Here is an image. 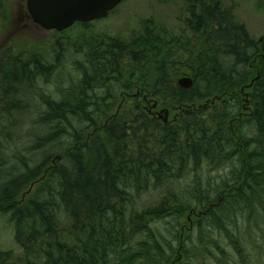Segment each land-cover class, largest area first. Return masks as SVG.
Returning a JSON list of instances; mask_svg holds the SVG:
<instances>
[{
  "label": "trees",
  "instance_id": "trees-1",
  "mask_svg": "<svg viewBox=\"0 0 264 264\" xmlns=\"http://www.w3.org/2000/svg\"><path fill=\"white\" fill-rule=\"evenodd\" d=\"M161 1L187 15L185 38L153 19L131 41L90 40L84 33L93 22L57 32L79 29L85 67L60 101L46 100L41 118L57 127L71 119L80 126L72 134L73 145L52 154V163L44 160L0 192V211L12 213L15 237L25 252L12 261L11 252L0 251V264H201L202 257L212 255L208 239L201 234L188 250V236L178 233L177 222L192 214L207 223H216L212 218L219 215L231 222L264 202V39H251L221 0ZM4 55L12 70H6L7 60L0 61V83L3 99L12 100L0 115V145L9 130L1 118L16 112L13 98L26 94L39 72L32 60L22 61L11 51ZM251 67L258 71L252 74ZM182 78H191L193 86L180 87ZM134 90L138 93L125 94L129 98L119 109L109 106L118 92ZM243 95L240 115L219 112L222 104ZM244 111L254 123L251 137L238 133ZM237 157L240 166L232 167L229 182L215 188L213 202L207 193L199 208L192 205L205 192L199 176L191 192L174 187L190 164L199 168L207 162L221 170ZM2 161L0 148V169ZM25 187L27 202L21 197ZM154 190L161 192L158 199L141 203ZM168 218L176 223L174 240L153 228ZM238 253L244 256L240 248Z\"/></svg>",
  "mask_w": 264,
  "mask_h": 264
},
{
  "label": "rangeland",
  "instance_id": "rangeland-1",
  "mask_svg": "<svg viewBox=\"0 0 264 264\" xmlns=\"http://www.w3.org/2000/svg\"><path fill=\"white\" fill-rule=\"evenodd\" d=\"M221 1L235 15L236 20L248 28L251 39L256 41L264 38V0ZM186 18L187 15L178 8L172 4L162 3L161 0H126L109 17L93 22L91 28L84 34L88 35L90 40L95 39L93 37L105 36L103 38L117 37L123 41H131L134 36L142 34L143 23L153 19L166 27L173 36L185 38ZM79 32L77 29V31L58 35L56 31H46L35 25L28 17L27 0H0V61L7 60L6 70L11 71V61L4 59L6 57L4 54L11 51L12 55L21 56L22 61L36 62L35 66L39 70L27 93L13 98V109L16 112L10 116L6 115L5 119L1 118L4 127L8 126L9 130L6 137L1 139L0 145L3 160V167L0 169V192L17 176L30 174L31 170L41 165L44 160L47 159L49 164L52 163L56 158L53 155L58 156L74 143L72 134L80 126L76 120L71 119L70 123H61V127H57L55 123H46L41 117L47 111V106L44 104L47 99L60 101L63 94L76 86L82 78V72L79 69L80 66L85 67L86 49L83 47L85 42H82ZM257 71L256 67H251L252 74ZM2 76L0 73V80ZM2 88L0 83V113L9 107V102L12 100V98L3 99L5 90ZM16 92L12 91V93ZM134 93L138 91L118 92L115 95L117 99L109 101L108 104L115 111L123 105L126 98H129L125 94L133 95ZM246 100V95L238 97L237 100H229L222 104L219 112H225L227 116H238ZM250 116V112H243L241 117L243 124L241 122L239 134L241 131L243 134L246 132L248 137L253 134L254 123L250 121ZM232 127L230 129H234V126ZM233 166L234 169L240 166L239 157L232 163L229 162L226 169L221 170L213 168L207 162L199 168L190 164L184 171V178L179 183H175L174 187L180 192H191L196 187L195 181L199 176V186H202L205 192L201 195L203 197H199L192 203L195 208H199L197 206L205 200L204 194L210 195L211 202L216 200L218 195L215 188L231 180ZM160 193L154 190L153 193L144 195L141 203L157 200ZM21 195L24 202L30 199L26 187ZM11 214L0 211V251L11 252L12 261H17L25 255V252L16 240ZM201 216L192 214L188 219L177 222L178 233L183 237L188 236L186 243L188 250L194 249V246L199 243L201 234L208 239L207 245L212 255L202 257L201 264L204 262L221 264L223 261L228 264V259L231 261L230 264H242V258L246 264H264V202L257 203L250 210L235 215L231 222L221 221L225 217L219 215L212 218L216 223H207L206 220L202 221ZM174 225H176L175 220L168 218L158 220L153 224V228L166 239L174 240L177 231ZM234 240L236 242L233 243ZM173 245L176 248L178 242H174ZM174 248L172 259L176 251ZM238 248L242 250L244 256L239 255ZM188 255L189 253L184 254L185 258L181 259V262H185ZM165 262L169 264L168 261Z\"/></svg>",
  "mask_w": 264,
  "mask_h": 264
},
{
  "label": "water",
  "instance_id": "water-1",
  "mask_svg": "<svg viewBox=\"0 0 264 264\" xmlns=\"http://www.w3.org/2000/svg\"><path fill=\"white\" fill-rule=\"evenodd\" d=\"M123 0H27V9L33 22L46 31L63 32L76 23L105 19ZM190 89L194 82L183 78L178 82Z\"/></svg>",
  "mask_w": 264,
  "mask_h": 264
},
{
  "label": "flooded vegetation",
  "instance_id": "flooded-vegetation-1",
  "mask_svg": "<svg viewBox=\"0 0 264 264\" xmlns=\"http://www.w3.org/2000/svg\"><path fill=\"white\" fill-rule=\"evenodd\" d=\"M28 17L30 18L29 14H28ZM31 19V18H30ZM168 114V113H167Z\"/></svg>",
  "mask_w": 264,
  "mask_h": 264
}]
</instances>
